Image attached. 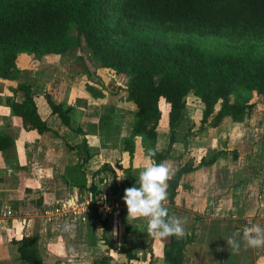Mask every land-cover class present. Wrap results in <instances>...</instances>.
I'll list each match as a JSON object with an SVG mask.
<instances>
[{
	"label": "crops",
	"instance_id": "0c3cea01",
	"mask_svg": "<svg viewBox=\"0 0 264 264\" xmlns=\"http://www.w3.org/2000/svg\"><path fill=\"white\" fill-rule=\"evenodd\" d=\"M85 57L94 67L92 78L81 59L67 52L40 59L22 54L16 60V81L9 84L0 80V135L13 142L0 151V264H21L11 240L23 237H36L46 264H98L106 252L102 236L107 234L117 249L125 238L123 249L130 248L139 257L138 264H165L162 254L167 238L160 239L162 247L156 246L158 239L148 233L146 220L127 217L122 200L124 190L135 185L133 179H138L144 166L145 150L153 147L167 152L164 161H171L174 171L178 165L197 166L202 160H212L180 181L172 215L184 221L188 235L184 239H190L186 248L201 233L199 224L212 231L210 225L217 223L215 231L221 235L218 226L223 222L237 226L233 232L254 223L264 226V117L260 118L264 112L258 104L246 110L241 123L226 119L215 128H200L203 105L189 94L184 116L173 132L167 123V110L161 105L154 146L142 136L134 137L130 160L124 141L132 135L135 107L127 101L128 76L104 70ZM89 81L95 89L102 88V97L86 90ZM15 84L31 85L36 95L48 93L55 103L68 108L70 127L58 116L49 115L41 100L39 114L49 131L39 134L24 128L6 106L9 88ZM13 98L21 102L24 94L17 92ZM86 153L91 157L80 169ZM104 165L112 170H101ZM92 182L101 191L97 196L100 205L107 202L110 210L91 204L87 188ZM69 201L76 206L66 214L58 212ZM252 250L257 263L264 264V247ZM110 255L108 264L126 263L122 255Z\"/></svg>",
	"mask_w": 264,
	"mask_h": 264
},
{
	"label": "trees",
	"instance_id": "16d2710c",
	"mask_svg": "<svg viewBox=\"0 0 264 264\" xmlns=\"http://www.w3.org/2000/svg\"><path fill=\"white\" fill-rule=\"evenodd\" d=\"M150 30L161 35L184 33L219 37L232 43L247 40L264 43V0H0V80L9 84L16 81V60L22 54L40 59L71 52L72 48L80 50L79 58L92 78L94 67L81 55L86 48L102 69L128 76L127 101L135 107L132 135L124 141L130 160L134 137L142 136L154 146L162 117L161 105L167 110V123L173 132L174 125L184 116L189 94L203 105L200 128L204 125L215 128L226 119L234 124L243 121L246 110L255 103L231 101L230 93L236 84L264 97V56L255 57L253 48L245 54L214 55L192 43L169 46ZM91 83L86 90L96 98L102 97V88L95 89ZM9 91L6 106L24 128L39 134L49 131L39 114L41 100L45 101L49 115L58 116L64 126L70 127V110L55 103L48 93L36 95L31 85L25 84L10 86ZM17 92L24 94L21 102L14 101ZM172 143L173 137L169 146ZM12 144L9 137L0 135V151ZM155 152L157 163L168 157L167 152ZM90 157L89 153L82 156L78 167L81 169ZM211 162L202 160L197 166L188 163L176 167L168 181L166 202L170 215L182 177ZM101 170L112 169L104 165ZM129 170L130 167L125 169L124 174ZM133 180L136 184L137 178ZM87 190L91 204H99L97 196L101 191L93 182ZM107 222L102 221L104 232ZM102 240L106 252L98 264H108L111 253L122 255L125 264L140 262L130 248L123 249L125 238L119 249L106 235ZM188 242L168 237L162 254L165 264H182ZM11 243L21 264H46L36 237L12 239Z\"/></svg>",
	"mask_w": 264,
	"mask_h": 264
},
{
	"label": "rangeland",
	"instance_id": "374dc122",
	"mask_svg": "<svg viewBox=\"0 0 264 264\" xmlns=\"http://www.w3.org/2000/svg\"><path fill=\"white\" fill-rule=\"evenodd\" d=\"M150 32L159 38L166 40L169 46L192 43L206 49L214 55L245 54L249 49L253 48L255 57L264 56V43L256 42L255 40L232 43L228 40L214 36L201 37L196 34L184 33H168L166 35H161L154 30H150ZM78 51L80 50H77L76 48L71 49V52L77 55V58L79 59L80 55ZM81 55L90 57L89 51H87L86 48L82 49ZM230 99L231 101L249 100L250 102L258 104L264 112V97L257 96L254 91H250L242 85L236 84L232 87ZM261 117H264V113L260 114V118ZM193 127L197 128L198 123L194 124ZM262 132L264 133V130ZM100 204L102 203H99V205ZM100 206L102 207V211L105 208H108V210L112 208L107 202ZM216 227L217 223L210 225V228L212 229V231H210L202 224L197 225V228L200 229L201 233L199 232L200 234H198V236H194L195 243L189 244L187 248L185 247L186 249H184L185 252L183 254L182 264H258L252 248L241 244L239 251L236 253H233L230 248H227L225 240L231 235L233 229L238 228L237 226L232 225L231 222H223L222 226H218L219 230H222V235L215 231ZM107 237L110 236L107 234ZM186 238L190 242V239H188V237ZM161 242L162 240L158 239L156 246L160 245L159 247H162L163 244H161ZM202 245L206 248H203ZM196 258L197 260L194 262ZM191 259H193V261H190Z\"/></svg>",
	"mask_w": 264,
	"mask_h": 264
},
{
	"label": "clouds",
	"instance_id": "9594fccd",
	"mask_svg": "<svg viewBox=\"0 0 264 264\" xmlns=\"http://www.w3.org/2000/svg\"><path fill=\"white\" fill-rule=\"evenodd\" d=\"M155 155L154 149L145 150L144 166L139 171L136 184L124 190L122 200L127 209V217L146 220L148 233L156 239L172 236L182 239L187 235L184 221L170 215L165 206L168 181L174 175L173 163H157ZM225 242L233 253L239 251L241 244L250 248L264 247V226L260 223L245 225L240 231L228 236Z\"/></svg>",
	"mask_w": 264,
	"mask_h": 264
},
{
	"label": "built area",
	"instance_id": "2783aa9c",
	"mask_svg": "<svg viewBox=\"0 0 264 264\" xmlns=\"http://www.w3.org/2000/svg\"><path fill=\"white\" fill-rule=\"evenodd\" d=\"M104 197L101 198V200H103ZM75 203L69 201V202H65L64 204H62L60 206V208H58V212L62 213V214H66L68 213L70 210H72L75 207Z\"/></svg>",
	"mask_w": 264,
	"mask_h": 264
}]
</instances>
